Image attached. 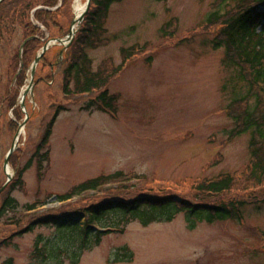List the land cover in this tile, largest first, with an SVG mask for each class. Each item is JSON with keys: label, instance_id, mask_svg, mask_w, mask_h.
<instances>
[{"label": "rangeland", "instance_id": "374dc122", "mask_svg": "<svg viewBox=\"0 0 264 264\" xmlns=\"http://www.w3.org/2000/svg\"><path fill=\"white\" fill-rule=\"evenodd\" d=\"M47 1L36 0V8L26 20L45 34L44 46L32 64L50 40L68 37L76 18L77 0H70L57 18L58 29L47 30L34 18L35 11L44 8ZM62 1L58 0L57 8ZM81 1L86 6L87 0ZM216 2L122 0L112 5L105 26L108 45L88 51L94 70L102 65L108 69L120 66L123 49H145L105 88L117 98L114 116L85 109L103 90L87 96L63 95L65 54L74 41L68 48L56 45L47 51V61L36 70L34 80L38 83L23 98L32 68L31 64L21 86L23 26L15 24L11 29V22L0 21V99L8 97V90L19 84L17 103L24 117L17 123L12 110L0 105L4 109L0 117V188L8 181L4 163L20 132L15 160L9 162L11 182L24 170L22 186L9 194L18 203L20 219L62 216L110 197L175 195L196 201L195 188L203 181L247 170L250 136L231 137L233 124L227 116L228 106L246 87L236 70L226 64L224 49L213 48L219 28L208 27L206 20ZM170 23L171 29L167 28ZM17 56L21 62L15 71ZM59 108L45 148L49 160L39 167L33 157L35 150ZM10 121L17 123V132L11 130ZM116 173H122L123 178L97 192L63 203L57 199L89 180ZM252 192L234 189L209 203ZM26 206L35 209L29 212ZM123 229L122 233L105 236L98 247L84 251L79 264H264L263 204L245 207L242 222L201 223L189 230L182 214L171 223L144 227L134 221ZM14 230L0 223V243ZM63 232L48 224L12 238L0 246V264L9 260L32 264L38 237L61 245L69 239ZM123 248L133 254L132 261L116 262V254ZM62 258L64 264H72L67 254L62 253Z\"/></svg>", "mask_w": 264, "mask_h": 264}, {"label": "trees", "instance_id": "16d2710c", "mask_svg": "<svg viewBox=\"0 0 264 264\" xmlns=\"http://www.w3.org/2000/svg\"><path fill=\"white\" fill-rule=\"evenodd\" d=\"M121 1H91V8L82 23L78 36L65 54L66 68L63 71L62 92L65 97L87 96L103 90L87 104L85 109H96L113 116L117 113V98L110 95L105 88L110 80L122 71L127 62L145 49L136 47L123 49L121 51L123 60L120 66L108 69L102 65L97 70L93 68V61L88 51L108 45L106 21L112 5ZM35 2L36 0H4L0 5L2 23L4 20L11 22L9 25L11 29L15 24L23 26L25 40L21 60L23 71H21L22 74L20 73L19 80L21 86L30 69L32 59L44 46L42 38L45 34H41V28L26 21L36 8ZM69 2L70 0H63L61 7L57 8L58 0H49L44 8L35 11L34 18L47 30L58 29L57 18ZM9 6H12V9ZM6 9L10 10V13L5 15L3 12ZM206 23L208 27L219 28L213 40V48L215 50L224 49L226 64L236 70L237 78L246 87L245 92L237 95L228 106L227 116L233 124L231 137L250 136V162L247 170L239 175H221L215 179L203 181L195 188L196 201H189L175 195L142 194L131 198L110 197L85 210L33 220L20 219L17 216L18 203L9 196L11 191L23 184L24 170L18 171L16 180L12 181L0 195L1 200L3 195L7 194L0 204V223L3 222L8 229H15L6 239L9 241L4 240L0 246H6L12 238L32 232L38 226L49 224L64 231L62 235L66 232L69 239L61 245H52L51 242H44L41 236L38 237L34 246L32 264H64L62 253L69 256L72 264H79L84 251L98 247L107 235L122 233L123 228L134 221L148 227L155 223H171L183 214L189 230H194L201 223L212 225L233 220L242 222L245 207L264 205V0H217L214 4V11L208 15ZM171 25V23L168 24L167 28L171 29ZM168 35L171 33L166 34ZM18 59V56L15 57L17 62L15 71L18 70L21 62ZM8 92H10L7 94L8 97L0 99V105L4 109L12 110L18 123L24 118L17 103L20 85L16 83V87L10 88ZM4 109L1 110L0 107L1 118ZM60 111L61 108L57 109L35 150L33 157L37 160L39 167L49 160V150L45 151V148ZM17 123L10 121L9 125L13 132H17ZM14 160L13 155L11 161ZM122 178V173H116L109 177L92 179L74 188L69 194L58 196L57 199L63 203L88 192H97L101 187ZM234 189L252 190L253 192L229 201L220 202V198L216 204L209 203L210 199L223 198ZM7 190L9 192L6 193ZM25 209L31 212L35 208L26 206ZM83 220L84 226H81ZM132 259L133 254L128 248H123L116 254V262L132 261ZM3 264H14V262L9 260Z\"/></svg>", "mask_w": 264, "mask_h": 264}, {"label": "water", "instance_id": "95a60500", "mask_svg": "<svg viewBox=\"0 0 264 264\" xmlns=\"http://www.w3.org/2000/svg\"><path fill=\"white\" fill-rule=\"evenodd\" d=\"M3 1L4 0H0V5H1V3ZM91 1L92 0H87L86 6H85L86 8H85V11L83 12V14L78 19L75 18V20L72 22L70 33H69L68 37L66 39L50 40L46 44V46L43 48L42 52L36 57V59L34 60L33 66L31 68V82H30V86L28 87V90L24 92L23 98L25 96H27L28 93H32V91L34 89V85H35L34 78H35V75H36L37 66L41 62V60L43 59V57L45 56L47 51L51 47H53L55 45H63L65 48H68L70 46V44L74 41L76 33H78L82 23L85 20L86 15L88 14V12H89V10L91 8ZM24 124H26V122ZM21 127L24 128V125H22ZM19 136H20V132H18V134H17V136L15 138V144L13 145L12 149L10 150V152H9V154H8L6 160H5V163H4V170H5V172H6L7 176H8V181H7L6 185L0 190V194L3 192L5 187L10 183V181L12 179L11 174L8 171L9 170V162H10V158H11L12 154L14 153V151L17 148L16 142L18 141Z\"/></svg>", "mask_w": 264, "mask_h": 264}, {"label": "bare ground", "instance_id": "6f19581e", "mask_svg": "<svg viewBox=\"0 0 264 264\" xmlns=\"http://www.w3.org/2000/svg\"><path fill=\"white\" fill-rule=\"evenodd\" d=\"M85 5L82 3L81 0H77L76 4H75V7H74V11H75V15H76V18L78 19L82 14L83 12L85 11Z\"/></svg>", "mask_w": 264, "mask_h": 264}, {"label": "flooded vegetation", "instance_id": "af4514ba", "mask_svg": "<svg viewBox=\"0 0 264 264\" xmlns=\"http://www.w3.org/2000/svg\"><path fill=\"white\" fill-rule=\"evenodd\" d=\"M58 60H59V59H58ZM58 60H57V61H58ZM58 62H59V61H58ZM50 67H52V65H50L49 68H50Z\"/></svg>", "mask_w": 264, "mask_h": 264}]
</instances>
